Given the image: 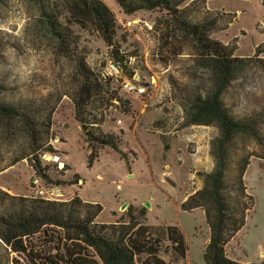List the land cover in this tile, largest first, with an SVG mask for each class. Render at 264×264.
Instances as JSON below:
<instances>
[{
    "label": "rangeland",
    "instance_id": "obj_1",
    "mask_svg": "<svg viewBox=\"0 0 264 264\" xmlns=\"http://www.w3.org/2000/svg\"><path fill=\"white\" fill-rule=\"evenodd\" d=\"M104 1L117 19L118 44L126 52L137 48V58L126 55L127 59L115 62L111 48L96 28L82 27L67 19L64 3L59 2L58 11L60 19L71 25L77 42L87 44L96 64H106L104 68L116 87L125 82L134 86L120 91L130 99L131 111L114 110L115 118L103 125L104 132L114 135L115 148L101 142L92 146L83 123L76 120L68 82L76 68L74 60L29 32L37 15L34 3L0 0V102L17 106L18 110L13 126L6 124L5 116L0 117V188L11 195L51 199L79 195L86 201L100 202L103 211L99 220L107 223L127 221L130 213L138 217L145 208L146 224L162 228L176 225L185 234L188 256L181 257L166 238L168 251L161 252L166 261L205 264V248L211 236L209 221L202 206L184 203L204 186L203 173L214 167L213 144L219 127L183 125L177 129L170 114L177 110L174 102L182 105L188 100L184 94H190L192 100L195 92H210L207 88L214 84V77L211 67L204 64L207 55L186 39L167 38L165 12L141 10L128 15L116 0ZM181 8L193 22L212 20L220 11L226 13L221 19H213L210 37L232 48L233 56L246 58V65L220 98L235 118L262 115L263 122L258 123L264 132V68L259 65L264 52L255 55L256 46L264 43V1L185 0ZM44 98L59 102L50 134L44 133V142L33 151L21 117L23 112L34 109L29 111L34 119L37 102ZM165 116L168 127L160 125ZM118 118L123 120L121 125L116 123ZM238 141L240 148L232 162L251 156L244 183L253 196V207L243 228L226 244V250L229 257L243 263L264 264V137L248 136ZM92 148L96 157L90 162ZM24 154L28 157L17 161ZM57 155L59 160L55 159ZM38 159L47 166L48 177L36 173ZM230 165L234 172L235 166ZM37 176L41 178L38 187L33 181ZM125 202L128 205L122 209ZM146 202L151 206L146 207ZM4 205L11 206L8 198L1 202L0 194V211ZM34 241L38 246L44 244L37 236ZM3 245L0 240V247ZM13 256H18L22 264H32L29 257L15 253L8 260L2 251L0 264H12Z\"/></svg>",
    "mask_w": 264,
    "mask_h": 264
},
{
    "label": "trees",
    "instance_id": "obj_2",
    "mask_svg": "<svg viewBox=\"0 0 264 264\" xmlns=\"http://www.w3.org/2000/svg\"><path fill=\"white\" fill-rule=\"evenodd\" d=\"M30 1L37 8V15L30 24L29 32H34V37L41 38L54 50L74 60L76 68L68 82L76 120L85 124L91 132L89 139L93 141L92 146L99 142L116 146L113 134L93 124L104 123L102 107L105 102L111 103L116 97L122 102L123 111L129 113L132 107L130 99L123 97L120 93L122 86L116 87L113 77L104 73L106 64L99 62L98 66L94 57L90 56L87 44L81 46L69 22L60 19L59 2L68 9L67 19L74 20L82 27L93 26L99 31L111 48L115 62L126 55L137 58V48L126 52L118 44L117 19L104 0ZM116 1L128 15L141 10L165 12L166 19L163 21L167 38L186 39L207 55L204 64L211 67L214 77V84L207 88L210 92H195L192 100L189 99L190 94H184L188 100L181 102L182 105L174 102L177 110L170 114L174 117L172 124L177 129L194 123L216 124L219 127V135L213 144L214 167L203 173L204 186L191 194L190 200L184 204L202 206L209 221L211 236L205 248V264H252L229 257L226 250V244L243 228L247 214L253 207V196L248 193L244 183V172L251 156H242L234 163L232 161L234 153L240 148L238 138L264 137L258 123L263 122V116L238 119L222 104L221 94L233 82L235 74L246 65V58L233 56L232 48L210 37L213 19H221L226 13L220 11L212 20L193 22L186 16L185 9L181 8L185 0ZM256 52L257 56L264 52V43L256 46ZM259 65L264 68V60ZM58 102L50 98L38 101L34 119L30 115L34 109L23 112L21 118L29 132V146L33 151L41 146V141L44 142V133L50 134ZM17 112V106L0 102V117L5 116L8 126H13L11 122ZM166 119L167 116L160 120V125L170 126ZM47 149L56 152L51 146ZM27 157L24 154L17 161ZM95 157L92 148L90 162ZM230 164L235 166L234 172ZM34 167L37 174L48 177L47 166H42L39 159ZM74 182L71 180V183ZM0 192L1 202L5 203L8 198L11 204L10 207L4 205L0 211V240L4 244L0 251L6 253L8 260L10 254L15 253L29 257L32 264H172L161 256L162 251H168L164 245L166 238L181 257L188 256L189 247L184 232L176 225L162 228L146 224L145 208L140 210L138 217L130 213L127 221L119 219L107 223L99 220L103 205L86 201L79 195L69 199H51L37 195H11L1 188ZM36 236L44 244L38 246L34 241ZM12 264L22 263L18 256H13Z\"/></svg>",
    "mask_w": 264,
    "mask_h": 264
},
{
    "label": "built area",
    "instance_id": "obj_3",
    "mask_svg": "<svg viewBox=\"0 0 264 264\" xmlns=\"http://www.w3.org/2000/svg\"><path fill=\"white\" fill-rule=\"evenodd\" d=\"M132 58H135L133 56H130ZM105 74H107L108 76H110V73L107 72L106 70L104 71ZM121 85V84H120ZM122 91H128V90H132L134 88L133 85H129V82H125L122 85ZM102 109L104 110V116H105V120L104 123H94L93 125L95 127H101L103 129V125L106 124V122L108 121L109 118H115L116 116V112H124L123 111V106H122V102L114 97L111 100V103L109 102H105V105L102 107ZM116 110V112L114 113L113 111ZM116 123H118V125H121L123 123V120L121 118L116 119ZM57 160H59V157L56 156ZM60 164L63 166L64 163L61 161ZM34 183L35 185L38 187L41 184V178L39 176L34 178ZM40 193H43V190H40Z\"/></svg>",
    "mask_w": 264,
    "mask_h": 264
},
{
    "label": "water",
    "instance_id": "obj_4",
    "mask_svg": "<svg viewBox=\"0 0 264 264\" xmlns=\"http://www.w3.org/2000/svg\"><path fill=\"white\" fill-rule=\"evenodd\" d=\"M82 127H83L84 130H86V135H87V136H90V135H91V132H90L89 130H87V126L84 124ZM113 148H115L114 145H113ZM125 158H126V155H125ZM127 205H128V203L125 202V203L122 205V209H125ZM145 206H146V207H149V206H151V203H150V202H146Z\"/></svg>",
    "mask_w": 264,
    "mask_h": 264
},
{
    "label": "crops",
    "instance_id": "obj_5",
    "mask_svg": "<svg viewBox=\"0 0 264 264\" xmlns=\"http://www.w3.org/2000/svg\"><path fill=\"white\" fill-rule=\"evenodd\" d=\"M121 8V7H120ZM210 126V125H206V124H197V123H194V124H189V125H186L185 128H190V127H194V126ZM58 156V155H57ZM59 157V156H58Z\"/></svg>",
    "mask_w": 264,
    "mask_h": 264
}]
</instances>
